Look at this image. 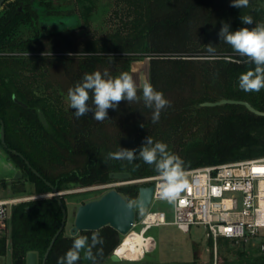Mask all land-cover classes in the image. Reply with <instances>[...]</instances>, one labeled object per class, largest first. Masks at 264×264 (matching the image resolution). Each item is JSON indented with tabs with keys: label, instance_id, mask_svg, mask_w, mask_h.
<instances>
[{
	"label": "trees",
	"instance_id": "obj_1",
	"mask_svg": "<svg viewBox=\"0 0 264 264\" xmlns=\"http://www.w3.org/2000/svg\"><path fill=\"white\" fill-rule=\"evenodd\" d=\"M99 1L112 3L115 27L100 35L78 36V28L100 18L103 6ZM34 3H39L48 14L72 15L74 21L44 35L30 21V28L34 26L38 35L23 38L19 33L24 14L15 13L14 9L0 14V51L26 52L0 54L4 149L21 169L23 181L33 185L32 193L51 192V186L62 190L70 184L103 183L110 180L112 171H127L131 179L156 174L154 167L142 160L134 162L140 165L135 168L127 161L107 158L109 152L120 147L138 149L147 136L154 142L166 143L169 151L185 161L184 168L264 156V116L238 104L200 105L207 100L234 98L264 111V89L246 93L239 88V76L255 66L218 36L223 23L230 26V31L264 23V7L256 0H249V6L241 9L232 7V0H34ZM73 8L77 10L75 13L67 12ZM245 15L252 16L254 23H242L241 16ZM209 44L216 48L214 57L206 51ZM145 56L149 57V81L171 102L170 107L162 110L158 123H152L153 110L145 107L142 100L130 104L121 101L117 109L108 110L109 119L103 122L95 121L92 113L77 119L74 109L63 106L62 94H67L85 73L106 70L115 77L129 72L131 60ZM140 64L137 69L141 73L144 68ZM13 96L26 106L15 102ZM141 123L145 127H140ZM8 148L20 152L42 177ZM23 191L20 188L18 194ZM119 191L127 200H133L138 185H125ZM61 201L66 207L63 196ZM61 219V205L53 195L17 203L12 207L7 231L0 233V258L8 255L9 264H26L27 253L36 251L41 261ZM97 230L104 239L103 256L98 258V264H119L111 261L109 255L120 242V234L109 225ZM92 231L78 233L90 239ZM73 237L65 235L63 229L49 249L45 264H57L71 247ZM77 264L91 261L84 260L81 253ZM251 264H264V258Z\"/></svg>",
	"mask_w": 264,
	"mask_h": 264
},
{
	"label": "clouds",
	"instance_id": "obj_2",
	"mask_svg": "<svg viewBox=\"0 0 264 264\" xmlns=\"http://www.w3.org/2000/svg\"><path fill=\"white\" fill-rule=\"evenodd\" d=\"M231 6L246 8L249 6V0H232ZM241 21L247 25L254 23L250 15L241 16ZM218 36L235 53L246 57L247 62L255 66L239 76V88L246 93H258L264 89V23H255L251 29L242 27L235 31H230V26L223 23ZM205 47L207 53L214 57L215 46L209 44ZM67 100L69 107L75 110L74 115L77 119L92 113V118L97 122L109 119L108 110L117 109L121 101L130 104L142 100L145 107L153 110L151 116L153 124L159 122L162 110L171 106L163 92L156 90L147 78L137 81L128 71L121 72L115 77L106 70L103 73L99 70L85 73L80 82L68 89ZM140 127H145L144 123H141ZM107 158L127 161L129 164L142 160L144 164L153 166L160 181L158 184L160 195L169 203L175 204L188 187L185 161L178 154L169 151L166 143L154 142L151 136L145 137L138 149L120 147L118 151L109 152ZM134 167L139 168L140 165L134 164ZM134 206L135 202L128 204L129 208ZM103 244L104 239L98 230L92 231L90 239L77 232L71 247L58 259L57 264H77L81 259V253L84 260L98 264V258L103 256ZM98 245L100 247H97Z\"/></svg>",
	"mask_w": 264,
	"mask_h": 264
},
{
	"label": "built area",
	"instance_id": "obj_3",
	"mask_svg": "<svg viewBox=\"0 0 264 264\" xmlns=\"http://www.w3.org/2000/svg\"><path fill=\"white\" fill-rule=\"evenodd\" d=\"M185 172L188 187L181 193L178 201L172 203L171 220H167L164 210L150 208L154 200L163 199L158 188V175L129 180L110 179L99 185L108 190L134 183L138 186L153 184L149 208L143 214L135 216L129 230L141 233L148 241V246L144 247L139 259L154 249L155 240L146 232L159 224L172 223L183 231H189L192 224L202 225L206 230V237L214 242L218 238L245 240L259 234L264 239V156L187 167ZM27 198L0 197V228L10 217L12 207ZM136 226L139 228L135 229ZM116 247L112 252H115ZM260 249L264 252V241L260 242ZM120 260L127 259L120 257Z\"/></svg>",
	"mask_w": 264,
	"mask_h": 264
},
{
	"label": "rangeland",
	"instance_id": "obj_4",
	"mask_svg": "<svg viewBox=\"0 0 264 264\" xmlns=\"http://www.w3.org/2000/svg\"><path fill=\"white\" fill-rule=\"evenodd\" d=\"M256 2L264 7V0H256ZM98 3L103 6L100 12V18L98 17L89 25L78 28L76 30L78 36L87 38L93 35H100L115 27L117 21L112 17V3L105 1H99ZM63 5L67 7L69 3H63ZM71 11L75 13L77 10L73 8L72 10L69 9L67 12L72 13ZM59 18L63 20L64 23L67 22L72 24L74 21L72 15L60 16ZM139 62H141L140 65L144 68L141 73L137 69ZM129 73L132 74L137 81L141 78H147L149 80L148 56L131 60L129 63ZM62 103L65 108L69 105L66 93L62 94ZM0 156L6 157V162H12V166L8 165L10 167L8 169H5V167L2 166L3 163L0 162V197H28L27 200H29L43 197L42 195H44V197L49 196L50 192L43 194L32 193L33 185L30 182L23 181V174L17 180L4 178L11 176L14 168L17 166L8 157L7 152L1 146ZM153 175L158 174L156 173L149 176ZM100 184L102 183L89 186L70 184L68 188L60 190L63 192L61 196L64 197L67 209V218L64 226L65 235H70L69 229L73 225L72 210L79 204L98 198L107 191V189L99 186ZM20 188L24 189V191L18 194ZM150 208L154 210H164L167 220L173 218L172 203H169L167 200H154ZM136 216H138V214H136ZM9 219L10 217L1 226L0 233L7 231ZM138 228L139 226L135 227V229ZM205 231L202 225L195 224L190 225L189 231H183L172 223L154 225L146 232V234L152 235L155 240L154 249L146 252L139 260H120L118 263L175 264L193 262L194 264H251L258 259L264 258V252L260 249V242L264 241L261 234L239 241L218 238L216 242H214L213 239L206 237ZM120 236L121 242L125 235L123 236L120 234ZM0 264H9V256L6 255L1 257Z\"/></svg>",
	"mask_w": 264,
	"mask_h": 264
},
{
	"label": "water",
	"instance_id": "obj_5",
	"mask_svg": "<svg viewBox=\"0 0 264 264\" xmlns=\"http://www.w3.org/2000/svg\"><path fill=\"white\" fill-rule=\"evenodd\" d=\"M3 0H0V4ZM45 25H50L54 29H62L65 28L71 23H64L63 20L56 19L53 21H49L44 23ZM44 25V26H45ZM149 59V57H148ZM13 100L22 106H26L24 102L17 99L13 96ZM221 104H238L245 106L250 112L264 116V111L255 108L251 103L243 99H234V98H220L214 101H203L200 103L202 106H215ZM0 142L3 147H6L5 139H4V123L2 119H0ZM9 151L16 153L21 156L25 163L30 167V169L39 177H42L40 173L35 170L28 160L24 158V156L14 150L8 148ZM0 162L3 163V167L5 169L10 168L8 165L12 166V162H6V157L0 156ZM5 162V163H4ZM2 167V168H3ZM22 171L20 168H14V171L11 176H7L4 178L17 180L22 176ZM109 178L114 180H129L130 173L127 171H112L109 173ZM63 192L58 190L56 186H51V192L49 196L53 195L58 199L59 204L62 209V219L60 226L57 231L52 236L49 245L47 246L44 255L41 259V264H45L46 256L51 248L56 236L64 229L66 218H67V209L62 204L61 194ZM153 195V184H142L138 186V194L135 199L127 200L119 191L118 188H111L105 191L98 198H94L83 202L76 206L71 215L73 216V225L69 229L70 235H75L80 230H97L105 225H109L118 231L119 234L125 235L131 228L132 223L135 219L136 214H143L150 206L151 199ZM44 196V195H42ZM130 202H135V206L133 208H129L128 204ZM109 258L113 262H119L120 257L112 252L109 255ZM26 264H38V254L36 251H29L26 255Z\"/></svg>",
	"mask_w": 264,
	"mask_h": 264
},
{
	"label": "flooded vegetation",
	"instance_id": "obj_6",
	"mask_svg": "<svg viewBox=\"0 0 264 264\" xmlns=\"http://www.w3.org/2000/svg\"><path fill=\"white\" fill-rule=\"evenodd\" d=\"M28 1H29V3H27L26 0H3L0 4V14L3 12H6V11L10 12L13 9H14L15 13H23L24 14V17L22 20L23 22H21V23H24V25L22 28V32L19 33L22 35L23 38H26V37L31 38L37 34L34 26H33V28H30L31 27V26H29L30 21L37 26V28L39 30V34H41V35L46 34L47 31L50 29H54L52 26L45 25L44 23L59 19V15L48 14L47 12H45L43 7L41 5H39V3H34V0H28ZM35 14H36V16H34ZM27 17H30L31 19H28ZM36 17H37V19H36ZM0 54L17 55V54H26V52L0 51ZM30 54H33V52H31ZM39 54L42 55L45 53L39 52ZM0 146L4 149L1 142H0ZM38 264H41V261L39 260V258H38Z\"/></svg>",
	"mask_w": 264,
	"mask_h": 264
},
{
	"label": "bare ground",
	"instance_id": "obj_7",
	"mask_svg": "<svg viewBox=\"0 0 264 264\" xmlns=\"http://www.w3.org/2000/svg\"><path fill=\"white\" fill-rule=\"evenodd\" d=\"M145 246H148V241L141 233L129 231L116 247L115 253L127 260H137L141 257Z\"/></svg>",
	"mask_w": 264,
	"mask_h": 264
}]
</instances>
